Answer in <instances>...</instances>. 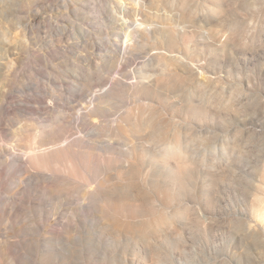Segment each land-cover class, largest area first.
I'll list each match as a JSON object with an SVG mask.
<instances>
[{"label":"rangeland","instance_id":"rangeland-1","mask_svg":"<svg viewBox=\"0 0 264 264\" xmlns=\"http://www.w3.org/2000/svg\"><path fill=\"white\" fill-rule=\"evenodd\" d=\"M136 1L0 0V264H264V0Z\"/></svg>","mask_w":264,"mask_h":264},{"label":"bare ground","instance_id":"bare-ground-1","mask_svg":"<svg viewBox=\"0 0 264 264\" xmlns=\"http://www.w3.org/2000/svg\"><path fill=\"white\" fill-rule=\"evenodd\" d=\"M133 1H136V0H133ZM136 3H138V1H136ZM140 5H142V3H140ZM94 101H98V97H96V99H94ZM71 120L74 121V118H71ZM60 122H61V124H63V120H61ZM65 124H67V122H65ZM46 170H48V169H46ZM65 172H67V170H65Z\"/></svg>","mask_w":264,"mask_h":264}]
</instances>
